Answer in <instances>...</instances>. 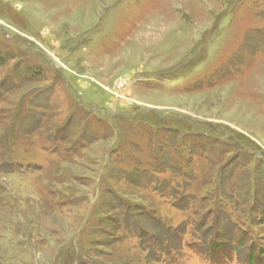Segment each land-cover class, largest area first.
<instances>
[{
	"label": "rangeland",
	"instance_id": "374dc122",
	"mask_svg": "<svg viewBox=\"0 0 264 264\" xmlns=\"http://www.w3.org/2000/svg\"><path fill=\"white\" fill-rule=\"evenodd\" d=\"M144 119L168 124L158 163L172 169L180 126L247 147L225 142L178 181L205 218L144 190L137 170L120 175L126 154L158 144ZM252 153L264 154V0H0V264H60L70 245L77 264H256L219 248L244 232L264 249V214L245 224L238 201ZM221 184L228 204L220 188L200 199ZM119 197L139 237L120 228Z\"/></svg>",
	"mask_w": 264,
	"mask_h": 264
},
{
	"label": "trees",
	"instance_id": "16d2710c",
	"mask_svg": "<svg viewBox=\"0 0 264 264\" xmlns=\"http://www.w3.org/2000/svg\"><path fill=\"white\" fill-rule=\"evenodd\" d=\"M150 118H153V115ZM143 122L145 124L151 125V132L153 135L158 137L157 138L158 144H155V146H153L154 150H152L150 145L146 148V152H149V155L147 157L145 156L138 157L137 155L131 153L130 155H128L129 153L126 154L123 163L127 161L131 163L135 161L133 162L135 163V166L131 170H128L127 168H119L120 175L125 179H128L131 176L130 173L133 170H137L139 175L143 177L142 182L140 181V184L144 190H149V192L156 193L163 198L164 197L169 198L170 201H172V204L173 202L175 203L174 204L175 207L185 206L184 210H189L190 208H192L194 209L192 212L193 214L197 215L199 218H205L208 212H205L203 207L196 209L195 196L186 192V188H184V185L180 184L181 185L180 188V186L178 185V181L183 182L184 180H186L187 177H189L193 173V171L190 170V166L193 164L194 160L195 161L200 160L202 162L206 161L209 164L213 163L214 161H216L217 155L221 153H227L229 142H236L235 139L231 138L230 137L231 135L224 136V134L221 133H212L208 131L199 132V130L197 129L189 130L185 126H180L177 128L179 139L177 140V145L175 149L172 150V153L178 154V157H180L183 160V165H180L179 162L174 163L172 159L173 155L170 154L169 159L171 160L172 166L174 167V165L176 164L180 165L179 167L175 166L174 169H172L170 167L161 166V163L160 164L158 163L159 159L161 158L160 154L165 151V149H163L160 153L158 152L163 148L160 142L161 131L165 129L168 124L166 125L164 121H159V119H153V120L144 119ZM111 129H112V124L109 125L107 131ZM213 132H217V131H213ZM224 137H228V138H224ZM56 138L58 139V136H56ZM203 141H206V144L204 146H201L200 143ZM186 142H191L192 144L187 145ZM225 142H227L228 144H226ZM236 144L238 148L235 147L234 149L236 150L231 151L229 154L232 153L233 155H235L239 151L245 150L244 148H247L245 146L244 148L241 147L238 142H236ZM138 145L143 147L142 144H138ZM192 148L197 150H194L195 151L194 152ZM252 154L253 155H248V159H249L248 171H249V175L250 174L254 175L255 180L252 179L253 182L251 180L249 181L248 191L246 193L244 192L246 196L243 197L238 196V201L241 207L242 206L245 207V210L248 212L249 215H251L252 211L256 213V210H260L261 213L259 212L260 214L257 217H260L262 219L263 217H261V214H264V206L261 207L260 204L259 205L257 204L256 194L259 193V189H261L262 191L264 187V172L263 173L259 172L261 171V167L262 166L264 167V158H263L264 154L263 153H259V154L252 153ZM257 156H260L263 159L258 158ZM232 158H234V156ZM239 163H240L239 165L241 166L245 164V162L243 163L239 162ZM259 176L262 177L263 179H260ZM258 182L260 185H258ZM257 186H259V188H257ZM219 188L220 190L217 191V193H219L221 198L224 199L225 202H227L228 204V201L222 196L225 193L222 184L217 187H206L203 191L199 193L200 199H204L205 197L204 194L208 193L209 190L211 189L214 190ZM237 195L240 194L237 193ZM130 202L131 200L127 198L119 197L118 206H119V214L121 216L120 228H122L123 231H131V229H134L135 233H138V237H139L140 232L141 231L143 232V229L130 227L131 226L130 218L133 217L135 219L137 218L135 216V212L133 211L132 213L129 212L131 208L132 210H134V207L131 206L132 203ZM234 207L235 209H238L236 205L234 206V204H232L231 210H233ZM209 216L210 214L208 215V217ZM251 219L254 225L255 219H253V216L250 217L249 219H243L242 221L245 224H249ZM168 229L169 227L167 228V231ZM210 229H212V227ZM219 233L220 232H218L217 234ZM236 233L237 235H235V233L234 234L227 233L230 238L229 240L232 239V241L231 243L227 244V238H226L223 245L219 247L220 250H224L226 253H229V255L236 252L237 255H242L245 257V259H249L251 262L253 263L255 262L256 264L257 262L261 261V257L264 259V249L263 248L260 249V246L256 245L255 242L256 238L251 239L250 237L245 235L244 232H236ZM83 234L85 237L89 236V233L86 230H83ZM153 248H155L154 251L157 253V255L161 256L164 254V252L162 251L163 247L161 241L156 243L153 246ZM76 252H78V248L73 247L71 245L68 246L65 249L63 255L61 256L60 264H77L78 258L77 260L75 259V256L77 257ZM80 255H83V253H80ZM208 257L209 256L205 254L204 258H208Z\"/></svg>",
	"mask_w": 264,
	"mask_h": 264
}]
</instances>
